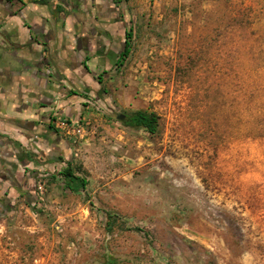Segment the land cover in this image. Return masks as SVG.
<instances>
[{
	"label": "rangeland",
	"instance_id": "rangeland-1",
	"mask_svg": "<svg viewBox=\"0 0 264 264\" xmlns=\"http://www.w3.org/2000/svg\"><path fill=\"white\" fill-rule=\"evenodd\" d=\"M132 1L124 100L87 115V190L44 177L0 219V264H264V16L245 18L264 0ZM138 109L156 134L117 117Z\"/></svg>",
	"mask_w": 264,
	"mask_h": 264
},
{
	"label": "crops",
	"instance_id": "crops-1",
	"mask_svg": "<svg viewBox=\"0 0 264 264\" xmlns=\"http://www.w3.org/2000/svg\"><path fill=\"white\" fill-rule=\"evenodd\" d=\"M133 6L132 0H0V219L32 200L44 177L66 183L62 170L87 150V137L77 142L61 134L55 120L79 122L123 102L115 82Z\"/></svg>",
	"mask_w": 264,
	"mask_h": 264
},
{
	"label": "trees",
	"instance_id": "trees-1",
	"mask_svg": "<svg viewBox=\"0 0 264 264\" xmlns=\"http://www.w3.org/2000/svg\"><path fill=\"white\" fill-rule=\"evenodd\" d=\"M262 16H264V3H262V6L258 10L255 9L254 7H250L249 13L246 14L245 18L247 21H253ZM240 18L241 17L236 16L234 20H240ZM132 35H133V29L131 28L130 32L127 33V37L131 38ZM130 52H131V43L130 41L129 42L127 41L126 48L121 53L120 65L123 63L124 60H126ZM263 112L261 113V115L263 114ZM122 120H123L122 122L126 126L137 129H146L151 134H156L159 131L160 116L157 112L149 109H138L131 112L130 114H125V118ZM259 129H260L259 126L256 127V130ZM251 133L257 136L258 133L260 132L255 131ZM80 171H82V168L79 164L72 165V163H69L61 172V175L66 181L65 183L66 187L74 193H82L87 190L88 179H86V177L83 176L80 173ZM38 200L42 202L43 199L42 197L38 196ZM116 221H117L116 215H113L112 213H108L107 226H109L108 227L109 229L112 228V226L116 223ZM106 264H114L113 258L108 257Z\"/></svg>",
	"mask_w": 264,
	"mask_h": 264
},
{
	"label": "built area",
	"instance_id": "built-area-1",
	"mask_svg": "<svg viewBox=\"0 0 264 264\" xmlns=\"http://www.w3.org/2000/svg\"><path fill=\"white\" fill-rule=\"evenodd\" d=\"M55 128L61 134L72 136L77 142H83L87 137V119L85 118L79 122H71L67 119H58L55 120ZM37 188L40 192H42L44 185L39 183Z\"/></svg>",
	"mask_w": 264,
	"mask_h": 264
},
{
	"label": "water",
	"instance_id": "water-1",
	"mask_svg": "<svg viewBox=\"0 0 264 264\" xmlns=\"http://www.w3.org/2000/svg\"><path fill=\"white\" fill-rule=\"evenodd\" d=\"M117 117L120 118V119H124L125 118V114L121 113V112H118L117 113Z\"/></svg>",
	"mask_w": 264,
	"mask_h": 264
}]
</instances>
